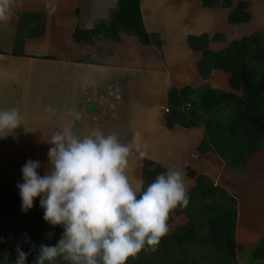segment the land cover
Returning a JSON list of instances; mask_svg holds the SVG:
<instances>
[{"label": "crops", "instance_id": "1", "mask_svg": "<svg viewBox=\"0 0 264 264\" xmlns=\"http://www.w3.org/2000/svg\"><path fill=\"white\" fill-rule=\"evenodd\" d=\"M63 1L21 0L22 8L10 7L9 4L6 10L9 18L0 21V28L11 31L15 40L14 46L0 48V110L15 108L19 111L24 124L27 120L26 126H19L6 137H0V167L4 165L6 168L0 175L8 172L9 168H16L21 162L11 163V160L37 161L32 159L33 155L27 156L24 153L17 155V149L12 145L16 138L20 140L22 138L24 141L28 136L33 138L40 133L41 142H46V148L50 149L53 147L48 142L51 136L65 128L71 129L79 138L81 130L89 135L96 128L104 135L114 133L118 136H129L128 103H125L124 99L130 85L136 84L141 87L146 80L157 79L160 85L164 83L165 88L170 86L178 90L188 86L205 85L207 80L200 76L197 69L202 54L189 49L187 44L189 37L207 35L210 39L209 48L214 52H222L233 41L255 33L264 35V0H233L235 4L240 2L249 4L251 22L245 25H230L228 22L230 11L204 9L202 0H178L176 6L173 2L167 4L164 0H155L153 4L147 0H140L147 33L159 35L164 40V45L166 44L162 53L157 47H153V53L145 54V46L139 39L126 33L120 34V43L107 40L94 44L76 43L73 38L75 30L95 29L97 21L106 20V16L112 11L107 8L105 9L107 15H99L100 13L97 14L95 11L91 25L87 24V27L83 28L78 24L76 27L68 28L66 49H50L47 42L50 39L51 23L54 22L58 29L65 30L64 25L56 20L62 13L63 8L60 9V6L63 5ZM29 2L30 7L27 6ZM80 6L82 7L78 4L75 7V15L79 21L84 14ZM95 9L97 8L94 5L92 10ZM12 11L14 12L11 14ZM54 14L56 16L53 18ZM37 15L44 18V34L37 37L29 34L21 36L24 43L23 47L18 49L22 23H26L28 31L37 29L40 25L38 18L35 17ZM242 28L248 29L246 35H239L237 32ZM224 30L232 35L224 34ZM124 35L126 37L121 38ZM217 36H222L223 39H214ZM9 41L11 42V39ZM33 94L40 96L56 94L57 107L50 104L52 111L56 113H46L42 115L40 122L34 119L35 121L28 124L29 111L26 110L25 102L27 97ZM66 107L73 112L71 116L66 117ZM76 112L79 119L76 118ZM163 128L168 134L180 131L176 128L168 130L164 125ZM139 130L140 128H137L133 131L136 132L137 138L139 133L141 134ZM195 130L181 131L192 134ZM200 140L198 142L201 143L203 138ZM1 144H5V147H1ZM195 146L191 147L193 153H196ZM200 157L201 161H206L210 155ZM196 160L199 162V159ZM127 175L131 181L129 172Z\"/></svg>", "mask_w": 264, "mask_h": 264}, {"label": "trees", "instance_id": "2", "mask_svg": "<svg viewBox=\"0 0 264 264\" xmlns=\"http://www.w3.org/2000/svg\"><path fill=\"white\" fill-rule=\"evenodd\" d=\"M204 9L230 11V25H245L251 22L249 4L233 0H202ZM38 18L39 26L31 33L22 23L17 48H22L24 35L32 37L44 34V18ZM121 32L135 36L142 45L161 48L159 35L148 34L140 9V0H119V10L109 25L102 24L91 31L76 29L74 41L78 44H94L98 40L120 43ZM214 39L222 40V36ZM207 35L189 37L190 50L201 53L197 64L200 76L207 80L214 71L228 76L231 93L220 92L210 87L194 91L187 87L173 89L169 93L170 109L166 127H196L199 111L208 116L206 136L198 152L201 155L214 153L229 167L243 171L249 160L264 150V35L255 33L231 42L222 52L209 48ZM52 60V59H50ZM241 93V95H238ZM196 97L198 103L191 98ZM191 104L190 113L182 112L184 103ZM221 111H228L224 119ZM202 115V114H201ZM194 120H192V119ZM166 170L151 160H145L143 178L145 187ZM196 185L188 193L187 207L176 208V215H186L189 222L178 228L171 236H164L156 252L141 251L126 264H159L158 256L179 249L181 255L173 264H238L235 257V231L238 225L239 201L227 190L215 185L205 176L196 177ZM8 180L0 182V264H15L17 248L27 254L26 264H36L41 244H47L44 210L40 207L41 197L34 199L33 207L22 212V200L17 184ZM220 197V202H217ZM200 204H203V206ZM201 250L195 256L191 251ZM255 262H264V239L253 250Z\"/></svg>", "mask_w": 264, "mask_h": 264}, {"label": "clouds", "instance_id": "3", "mask_svg": "<svg viewBox=\"0 0 264 264\" xmlns=\"http://www.w3.org/2000/svg\"><path fill=\"white\" fill-rule=\"evenodd\" d=\"M8 5L9 0H0V21L9 18ZM20 125L17 109L0 110V137ZM48 142L53 145L49 170L40 176V162L29 159L21 169L24 182L17 184L22 212L41 197L43 219L64 228L55 246L40 245L36 264H52L57 258L69 264H126L141 251L156 252L169 231L172 211L189 203L182 173L169 169L146 190L133 187L126 172L133 144L98 128L83 139L65 128ZM26 260L18 247L15 264Z\"/></svg>", "mask_w": 264, "mask_h": 264}, {"label": "rangeland", "instance_id": "4", "mask_svg": "<svg viewBox=\"0 0 264 264\" xmlns=\"http://www.w3.org/2000/svg\"><path fill=\"white\" fill-rule=\"evenodd\" d=\"M147 1L153 4L155 0ZM164 1L167 4H171V2H173L175 4L174 6L178 4V0ZM9 4L10 7L15 6L22 8L21 0H9ZM78 4L82 5V7H80L84 12L80 21L75 15V7ZM30 5L31 2H29L27 6L30 7ZM94 5L97 9L92 10ZM62 8V13L56 20L64 25L65 30H60L57 28V24H54V22L51 23L49 32L50 39L47 42L48 48L50 49H66L68 47L66 42L69 33L68 28L70 29L72 26L76 27L78 24H80V27L83 28L87 27V24L91 25L94 13L97 12V14L100 13L99 15H107L105 14L107 13L105 12L106 8L112 11L110 12L108 10L110 14L106 16V20L97 21V26L102 24L109 25L119 10V0H64L63 5L60 6V9ZM13 12L14 11H12L11 14ZM78 12H80V10H78ZM54 16L56 15L54 14L53 18ZM30 31L29 33H31ZM225 31L226 30H224V34L232 35L231 33ZM247 31V28H242L237 32L239 35H246L248 33ZM29 33H27V35ZM130 36L132 37V35ZM125 37V35L123 37L121 36V38ZM0 39H2L0 48H7L9 45L14 46V34L12 36L11 31L0 28ZM9 39H11V42ZM102 40L104 39H97V41ZM159 40L161 48L158 47V49L162 53L166 44L164 45V40L162 38H159ZM153 47H156L155 43L145 46V54L153 53ZM214 72L213 77L207 79L205 85L199 87H188L194 91L210 87L220 92L231 93L232 90L228 83V76L221 71ZM159 82L160 81L158 79L153 81L146 80V83L141 85V87L136 86V84L130 85L125 94L124 102L128 103L127 117L128 122L130 123L129 133L127 132L129 136H117L121 143L133 144L132 153L128 157L126 169V172H129L130 177L132 178L130 182L133 187L140 186L144 189L146 185L143 178V165L145 160L153 161L155 164L165 169L166 172L169 169L180 171L184 177L187 192L192 186H194V184H196V178L190 177V175H188L189 173L194 172L196 177L205 176L209 178L215 185L227 190L239 201L238 213L240 216L238 217V225L235 231L234 251L238 264H264V262H255L252 256L253 250L264 239V150L252 157L249 160L246 169L243 171L229 167L212 152L208 153L210 155L208 160L201 161L200 156L203 155L198 152V147L202 142L200 143L198 141H201L200 138L204 139L206 136L205 125L207 118L209 117L205 116L202 111H199L200 119H198L195 128L175 126L174 128L179 129L180 131L168 134L164 130L163 125L166 127L167 115H169L168 112L171 108L169 93L171 90L175 89V87L169 86L168 88H165L164 83L163 85H160ZM238 95H241V93H238ZM27 98L25 106L26 110L29 111L27 118L28 124L35 120H39L40 122V120H42V115L46 113H56L52 111L53 108L50 105L52 104L53 107H57L56 94H49L47 96L33 94L29 95ZM191 100L194 103H198L196 97H192ZM66 103L69 104L67 101ZM181 110L182 112H185V114L190 113L191 104L185 102L181 106ZM80 112L81 111H78V113ZM65 113L66 117H68V115L71 116L73 112L71 110L69 111L66 107ZM228 115V111H221L219 113V117L223 119ZM22 125L26 126L27 120L26 124H24V121L21 120L20 126ZM137 128H140L139 132H141V134L139 133L138 138L136 132H133L136 131ZM166 129L168 128L166 127ZM194 129L196 130L192 134H187L186 132L181 131ZM81 131V134L78 136L83 139V137L87 136V132L83 130ZM39 134L35 135L33 138L32 136H28L24 141L22 138L21 140L16 138V142L12 143V145L16 147L17 155L18 153H24L27 156L33 155L32 159L39 161L40 164H43L42 166L40 165L37 171L40 176H44L50 168L48 157L49 149L46 148V142H41ZM134 141L135 143H133ZM194 145H196V153H193V150H191V147ZM1 147H5V144H1ZM142 152L146 153V155L142 156ZM153 159H156V161ZM196 159H199V162ZM16 161L21 162L16 168H9L8 172L4 175L1 174L0 182L2 180H8L11 184H15L23 180L21 169L28 160H11V163ZM3 166L4 165L0 167V172L6 169ZM216 199H218L217 202H220L221 200L220 197ZM201 205L203 206V204H200V206ZM188 222L189 218L186 215H176L174 211H172L168 219L169 231L166 236H171L178 228L186 226ZM63 232L64 228L62 225L52 226L48 223L46 228V245L55 246L61 239ZM49 234L51 235L49 236ZM200 251L201 250L199 249L191 252L197 256L200 255ZM180 255L181 253L179 249L175 247L174 251L165 254L163 253L159 255L157 259L159 264H173L178 257H180ZM52 264H69V262L64 261L62 258H57V260L52 262Z\"/></svg>", "mask_w": 264, "mask_h": 264}]
</instances>
